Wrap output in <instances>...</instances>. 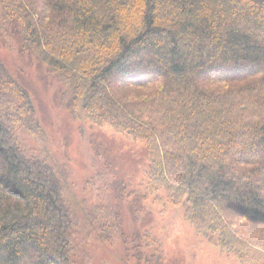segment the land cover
Masks as SVG:
<instances>
[{
  "label": "trees",
  "instance_id": "trees-1",
  "mask_svg": "<svg viewBox=\"0 0 264 264\" xmlns=\"http://www.w3.org/2000/svg\"><path fill=\"white\" fill-rule=\"evenodd\" d=\"M2 5L0 28L8 21L58 74L69 108L82 100L93 123L145 141L152 191L183 204L223 251L264 264V0ZM15 81L0 62V264H75L86 225L113 241L121 214L74 205L52 165L20 146L17 112L31 106L19 98L10 114ZM119 87L146 94L125 99Z\"/></svg>",
  "mask_w": 264,
  "mask_h": 264
},
{
  "label": "rangeland",
  "instance_id": "rangeland-1",
  "mask_svg": "<svg viewBox=\"0 0 264 264\" xmlns=\"http://www.w3.org/2000/svg\"><path fill=\"white\" fill-rule=\"evenodd\" d=\"M11 27L6 21L4 31L0 28V62L17 80L10 114L16 115L19 98L31 106L17 112L23 121H13L20 146L52 165L66 183V199L74 205L88 209L113 204L121 214V228L112 226L113 241L99 238L97 226L86 225V233L75 243V264H260L242 262L223 251L196 232L185 218L183 204H173L163 188L152 191L145 141L93 123L82 100L69 108L71 94L58 74L23 51ZM116 94L134 99L146 92L119 87ZM9 123L5 119L4 124Z\"/></svg>",
  "mask_w": 264,
  "mask_h": 264
}]
</instances>
